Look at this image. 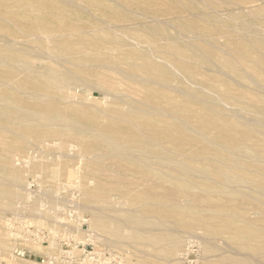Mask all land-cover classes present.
<instances>
[{"label": "rangeland", "instance_id": "1", "mask_svg": "<svg viewBox=\"0 0 264 264\" xmlns=\"http://www.w3.org/2000/svg\"><path fill=\"white\" fill-rule=\"evenodd\" d=\"M177 45L186 47V56L179 54L173 47ZM239 46H246L259 59L264 60V0H0V55L10 61L9 55L13 54L30 60L36 67L53 66L59 69L67 65L65 69L83 75V80L73 84L75 85H72L73 87L70 86L66 96L63 97L64 101L69 102L55 103L57 107H65L69 112L75 109H88L96 113L97 122L102 121L99 125L93 122L80 138L60 135L56 139L62 140L57 142L55 140L54 143L49 141L45 143L43 138H34L36 143H29L25 150L15 149L18 144L16 140H19L16 135L18 129L7 121H0L6 128H11H9L10 132L8 129L0 132L7 137L5 143L0 142L3 144L0 146V153H7L9 168L13 172H18L25 181L20 194L12 199V208L2 215V220L15 216L22 233L37 242L35 247L29 244L27 246L25 242L16 240L15 236H9L6 243L8 250H3V254L8 256L14 249L18 251L23 249L28 256L17 257L20 264H68L67 258L61 255V250L75 246L74 241L78 240L81 243L79 249L82 245L89 244L97 250L109 251L113 264H169L167 260L157 258L159 250L166 247L167 240L159 242L150 238L131 223L121 222V226L127 230L124 236L99 230L97 232L90 226L93 212L97 210L95 207L99 203L87 199L84 189L85 186L94 187L97 182H102L107 186L119 183L127 191L125 193L112 188L103 201V204L110 203L111 208L117 209L106 211L107 213L123 219L126 215L125 211L130 208L136 209L152 203L157 204L151 205L152 207H162L171 212L175 210L173 205L175 202L187 203L189 206L192 198L204 197L197 205L200 217L204 219L203 223L215 225L218 219H224L234 227L231 228L232 235L218 234L212 239L209 238V241L199 230V233L188 231L187 225L197 221L188 214L189 212L187 214L183 212L179 216L167 215L165 217L168 221L167 225L159 230H153L152 233L159 237L176 232L184 234L186 238L183 237L179 254L183 253L182 257L187 255L194 264H205L207 259L211 264H243L240 262L243 255L255 257V260H251L252 262L248 264H264V240L246 242L236 237L237 227L244 230L248 226L242 221L241 211L250 214L253 219L262 218L258 212L264 210V205L261 204L264 194L255 187L247 186L248 184L244 186L227 182L224 184V181L214 174L207 176L208 178L196 177L180 169L175 162H163L156 158L150 159L152 168L151 171H146L139 164L148 162L142 161V158L134 154L133 158L139 163L133 164V167L138 173H131L128 170L130 168L126 166L128 161L118 157L106 156L100 159V152L104 153L105 150L92 151L87 154L90 158H85L86 147L89 144H96L92 142L98 135L97 130L106 131L107 125L120 123L122 111L129 103L142 106L141 101L145 100L147 91H156L160 105L173 116L191 119L189 121L193 129L191 128L192 132L189 135L196 137L195 132L198 129L204 132L203 138L198 137L194 143L189 144L191 148L186 152L165 140L161 144L163 152L174 157L175 160L198 162L191 160L189 156L208 146L210 140L221 142L218 135L228 134L227 124H234V132L240 133L248 128L246 125H250L259 132L258 137L262 140L250 144L264 150V137H262L264 114L258 115L248 109L232 108L227 98L208 96L199 89L205 87V91L214 93L209 84L203 83L202 77L196 73L222 82H230L247 93L264 95V84L261 85L258 81L254 84L251 80L226 75L219 69L220 66L215 58L209 62L203 57L204 52L198 51L200 48L211 55L223 52L230 56L234 54L232 48L239 49ZM194 51H197L198 58L190 56ZM133 53L143 54L151 62L168 64L171 68L166 69L168 72L166 77L169 78L164 81L167 82L166 84L163 83L168 87L148 84L146 79L150 77L149 71L142 67L144 65L142 59L132 60L128 57ZM230 60L235 63L242 62L237 55L231 56ZM132 63L139 65L133 67ZM184 66L193 69L195 74L190 75ZM9 71L10 66L1 65L0 79L11 82L5 77ZM132 71L136 73L135 79L128 76ZM87 74L92 77L87 78ZM153 77L152 81L161 82ZM92 80L104 81V91L100 86L94 85ZM0 88V91L9 90L7 87L0 86ZM123 90L126 91L125 95ZM11 93L18 94L12 90ZM126 93L133 94L130 96ZM164 96L173 97L177 101L168 103ZM210 108L224 113L226 126L223 124L199 127L203 111H208ZM111 115L114 118H111ZM156 118L164 119V117ZM91 120L89 117L88 121ZM136 123L141 124L138 121ZM146 133L149 136L157 134L155 131ZM11 160L16 161L11 163ZM15 163L18 165H14ZM88 163L102 168V172L86 170ZM120 164L125 167L121 169ZM260 165L264 168V163ZM49 172H55L58 176L47 177ZM245 175L252 176L246 171ZM5 178L10 181L0 172V188L8 186L5 184L7 183ZM257 178L264 181V176ZM179 187H186L187 190H178ZM79 188L82 190L80 191ZM43 189L45 194L41 193ZM208 189L211 192H207ZM137 197L141 199L138 200ZM208 199L210 202L207 201ZM52 203L56 204V207ZM147 208L148 206L145 207ZM44 214L50 217L47 215L46 218ZM5 230L7 231L8 227ZM252 231L257 232L253 228ZM93 233L95 236L92 238L90 235ZM53 238L57 242L55 241L54 246H50L49 242ZM206 240L209 242L208 245ZM209 245L215 247L211 252L205 249ZM261 252L263 254H260ZM75 253L78 255L79 251ZM176 260L177 258L170 263L173 264Z\"/></svg>", "mask_w": 264, "mask_h": 264}, {"label": "bare ground", "instance_id": "2", "mask_svg": "<svg viewBox=\"0 0 264 264\" xmlns=\"http://www.w3.org/2000/svg\"><path fill=\"white\" fill-rule=\"evenodd\" d=\"M69 34H72V33H69ZM47 38L49 39V37ZM173 47H175V49L178 51L179 54L186 56V47L181 46V45H177ZM232 49L234 51V54L230 56L223 52H221L220 54L211 55L208 52L205 53V51H202V49L200 48H198V51L204 52L202 55L209 62H212V59L215 58L218 61V65L220 66L219 69L224 74L226 75L230 74L232 77L236 76V78L239 77L242 79L251 80L254 82V84L255 83L257 84L258 82L260 84L261 83L264 84V77H263L264 60L259 59L246 46H239V49H235V47H233ZM191 50L193 51V49ZM35 52H39V51H35ZM227 53L229 52L227 51ZM134 54L135 53L129 55L128 57L132 58V60L142 59L144 61V65L143 66L141 65V66L143 68L148 69L149 71L150 77L146 79L148 81V84H159V85H162L163 87H168L165 85L167 82H164L165 80L167 81L169 78V77H166L168 74V72H166V69L171 68L168 64L151 62L149 58H147L143 54H137V55L136 54L134 55ZM235 55L239 56L242 59V62H236V63L231 62L230 57L235 56ZM190 56L191 57L194 56L195 58L199 57L197 56V51L191 52ZM9 57H10V61L0 55V66L1 65L10 66V71L7 72L8 75L5 77H7L11 81V82L9 81L5 82L3 79H0V86L9 88L8 91L7 90L0 91V121H7L10 125H13L18 129V132H16V135H17V138H19V140L18 141L16 140L18 144L15 146V149L25 150L26 148H28L29 143H33V142L36 143L35 139L37 138L39 139L43 138L45 143H47L46 141L54 143L55 140L56 142L57 140H62V139H56V137L60 135L80 138V136L83 133H85L89 129V127H91L90 125L93 122L98 123L96 125H99L100 123H102V121L100 120H98L97 122L98 118L96 116V113L91 112L88 109H85V110L75 109L74 111L69 112V111H66L65 107L63 108L57 107L56 105L57 103H55V102H62L65 104L68 103L69 101L68 102L64 101L65 99L63 100V97L66 96V93L70 86L73 87L75 86L73 84L77 82H81L83 80L84 78L83 75L76 74L70 69H65L67 65L64 68L61 67L59 69L53 66L36 67L33 65V63L30 60H27L25 58L22 59V58H19V56H16L13 54L9 55ZM132 64H133L132 65L133 67L139 65L137 63H132ZM186 68H187L186 69L187 72L190 75L195 74L193 69L188 68V67ZM196 74L200 75L203 80L202 82L209 84V87L215 93L214 94V93H211L210 91H205L204 90L205 87L204 89L200 87L199 88L200 91L203 92L204 94L208 96L216 95L220 98L221 97L227 98L230 102L228 104L232 106V108H238L240 110L248 109L253 113H257L258 115L264 114V95H259L257 93H247V92L240 90L239 87H237L235 84H232L230 82H225V81L222 82L220 80L212 79L211 77H207L206 75H203L200 73L199 74L196 73ZM87 75H88L87 78L92 77V76H89V74ZM128 76H131L135 79V76H136L135 71L134 72L132 71L130 75ZM153 76L161 80V82L156 83L155 81H152L154 80ZM18 78L20 80H18ZM93 82H94V85L100 86V88L104 91L103 89L104 81L100 82V81L95 80ZM260 84L258 85L260 87H263L261 86L262 84L261 85ZM131 85H132V82H131ZM120 86L122 87V85ZM125 86H128V85H125ZM138 87L140 88V86ZM131 89L133 90V88ZM11 90L18 93L17 95L19 96L11 93ZM125 92L123 93V95H125ZM109 94L111 95V93ZM127 94L128 93H126V95ZM130 94L132 95L133 93H129L128 95ZM164 98L168 103L170 102L176 103L175 101H177L175 98L173 97L171 98L169 96H164ZM141 103H142V106H138L132 102L129 103L128 106L125 108V110L122 111V116L121 118H119L120 123L117 122L114 124L107 125L105 127L106 131L97 130L98 135L94 138L92 142L96 144H89L86 147V150H85L86 157L85 158H90V156L87 154L91 153L92 151L105 150L106 152L104 153L100 152L101 154V156L99 157L100 159H103V157H106V156H113V157H118L123 161H128L126 163L128 165L126 166L130 168L128 170L131 173L132 172L138 173L134 169L133 164L138 165L137 163L139 162L138 160L133 158V154L142 158L141 159L142 161L148 162L147 164H139L146 171H151L152 167L150 165V159L156 158L163 162H175L180 169L189 172L190 175L204 178V177L210 176L211 174H214L215 176L222 179L224 181L223 182L224 184L225 182L232 184V185H236V186H244L248 184L247 186H250L253 188L255 187L261 194H264V181L257 178V177L264 176V168H262L260 165L261 163H264V150L258 149L255 147V145L250 144L254 142L255 143L262 142V140L258 137L259 132H257L250 125H246L248 128H246L242 133H240V132H234L235 130L234 124H227L228 134L220 133V136L218 135L221 142H217L216 140H210L208 142L209 143L208 146L198 151L193 152L192 155L189 156L191 160H195L198 162L191 163V162H186L182 160L178 161V160H175L174 157L164 153L163 146L161 144L165 140H167L169 143H172L176 148H179L181 151L186 152L188 151V149L191 148L189 144L194 143L198 137L203 138L204 132H201L198 129V131L195 132L196 137L189 135L192 132L191 130L192 123L189 121L191 119L188 120V119H184L181 117H176V115L173 116L168 111H166L160 105V99L156 91H147V96L145 100L141 101ZM89 117H91L92 119L91 121H88ZM110 117L114 118L112 115ZM156 117H164V119H158ZM223 117H224L223 112L210 108L208 109V111H205V112L203 111V116L201 117V120L199 121V124H200L199 127L206 128L210 125L221 126L225 122L224 121L225 119ZM136 121L140 122L141 124H137ZM224 125L226 126V124ZM9 128H6L5 125L0 123V130H1L0 132L7 131V129L9 130ZM148 131H151L153 133L155 131L157 133L156 134L157 137L147 135L146 132ZM8 132H10V130ZM161 132H164V133H161ZM262 134L264 135V133ZM263 135L262 137H264ZM4 141H7V137L2 135V133H0V142H4ZM221 143H224V144H221ZM1 145L3 144L0 143V146ZM41 147L43 148V146ZM19 156L21 157V155ZM0 160H1L0 161V172L5 174L10 179L9 181L7 178H5L9 181L8 182L6 180L7 183L4 182L5 184H8V186L0 188V250L3 252V250L4 251L8 250L7 249L8 247H6L7 246L6 243L8 242L7 238L9 239L10 238L9 236H13L15 234H13V232L10 230L8 220L7 219L2 220V215L7 210H10L12 208L13 206L12 199L16 198L20 194V191L23 188L22 184L25 181L18 172L16 171L13 172V170L9 168L10 161H9V157L7 156V153H4V154L0 153ZM23 160L25 159L23 158ZM72 160L74 161V159ZM14 161L16 160H13V161L11 160V163ZM21 161H22V158H21ZM18 164H19V161H18ZM18 164L15 163L14 165H18ZM86 166H87L86 170L88 171L95 170L96 172H102V168L100 167H96L89 163L86 164ZM120 167L122 169L125 166L120 164ZM245 171L250 173L252 176L245 175ZM56 176L58 175H56L55 172H49V174H47V177H51V178H54ZM81 187L83 186L81 185ZM112 188H116L120 192L127 193L124 187L119 183L112 184L111 186L110 185L107 186L105 183L97 182V184L94 187L85 186V189H84L85 197L89 199L90 201L99 203L97 205L98 207L97 206L95 207L97 208V210L93 212V219L91 220L90 226L95 228L97 232L99 230L105 233H114L116 236H124L127 230H125V228L121 226V222L131 223L135 227L143 231L145 234H147L150 238H154L158 240L159 242L167 240L166 247L161 248L159 250V254L157 258L167 260L169 264H171L170 262L175 260L176 258L177 260L173 264H180L179 257L183 253L179 254V251L181 250V247L184 241L183 237L186 238V236L184 234L183 236L180 232H176L175 234H172V235H162L160 237L152 233L153 230H156V229L159 230L161 228H164L167 225L168 221L165 218L167 215L179 216L183 212L186 214L187 212H189L188 214L195 217L197 221L189 223L187 225V228H188L187 230L188 231L192 230L196 232L199 230L201 231L200 233L207 236L206 239H209V238L212 239L218 234H225L228 236L231 234L230 232L233 226L227 223L224 219H221V220L218 219L215 225H208L207 223L206 224L203 223L204 219H201L200 210L198 209L197 205H198V201L199 200L201 201V199H203L204 197L203 198L194 197V199L190 198L191 200H190L189 206L187 205V203L183 204L182 202H175L173 203L175 210L171 212L162 207H152L151 205H157V204L150 203V204H145L143 206H139L138 208L136 207V209L134 208L127 209L125 211L126 215L124 219L122 217H118L117 215L109 214L106 211H110V210L116 211L117 210V209L111 208V206H109L110 205L109 202H108L109 203L108 205L103 204V201H105L107 195L109 194V191ZM81 190L82 189H80V191ZM178 190L186 191L187 188L179 187ZM207 192H211V190L208 189ZM41 193L45 194L44 189H43V192ZM47 198H48V195H47ZM137 198L138 200L141 199L140 197H137ZM207 201L210 202L209 199ZM46 202L49 205V202L48 201ZM261 204L264 205V200L261 201ZM55 205L56 204H54V206ZM146 206H148L147 209H145ZM44 207H46V205ZM45 209L47 210L48 208H45ZM52 211H53V208L51 209V212ZM241 213L240 215L242 217V221L246 223L248 226L244 230L237 227L236 229L237 239L240 241H246V242L247 241L259 242L260 240H264V210H260L258 212L262 215L261 219H258V218L253 219L251 216H249L250 214L248 215L242 211ZM47 215L44 214L46 218H48ZM52 215L53 214H51V216ZM48 216L50 217V215ZM49 219L54 220V218L53 219L49 218ZM89 223H90V220H89ZM3 227L5 228L8 227V230L6 231L5 228L4 230H2ZM252 228L256 230L257 232H253ZM166 229L168 230L167 227ZM93 230L94 229H92V232ZM79 231H82V229L81 230L79 229ZM90 236L93 238L95 235L93 233ZM203 239H205V237H203ZM21 241L25 242L27 246L29 244V246L31 245L35 247L34 245L37 244V242H35V240H33L30 237H24L22 238ZM55 241H54V238L53 240L51 239V241L49 242V245L54 246L55 243L57 242ZM208 243L209 242L207 241L206 244L208 245ZM203 246L204 245H202V247ZM214 248L212 245L211 246L209 245L205 249H207V252H211ZM19 252L22 253L23 249H19ZM70 253L72 256H74V258L76 257L77 252L75 253L74 251H70ZM260 254H263V253L261 252ZM258 256H261V255H258ZM17 257L24 258L21 256H17L13 252L12 254L8 256L7 255L4 256V259L6 260L7 264H20L17 261ZM240 259H241L240 262H242L243 264H248L252 262L251 260H255V257L251 255H243V257H241ZM205 264H211V261L207 259L205 261Z\"/></svg>", "mask_w": 264, "mask_h": 264}, {"label": "built area", "instance_id": "3", "mask_svg": "<svg viewBox=\"0 0 264 264\" xmlns=\"http://www.w3.org/2000/svg\"><path fill=\"white\" fill-rule=\"evenodd\" d=\"M8 222H9V228L13 232V234H15L13 236H15L16 240L21 241L22 238L24 237H30L24 235L22 231L19 229L15 216H11L8 219ZM71 239L69 240L70 242L73 240ZM74 245L75 246H72L71 248L67 247V249L61 250V255L67 258L66 262L68 264H113L111 259V253H109V251L97 250L96 248L90 247L89 244H84L82 245V248L79 249L81 243H79L78 240L74 241ZM70 251H74V252L79 251V254L78 255L76 254V257L74 258V256L71 255ZM13 252L17 256H21V257L28 256V254L25 253L24 251L21 253L17 249H14ZM4 256L5 255L0 250V264H4V262H6ZM5 264H7V262ZM182 264H194V261L189 260L187 255H184L182 257Z\"/></svg>", "mask_w": 264, "mask_h": 264}]
</instances>
